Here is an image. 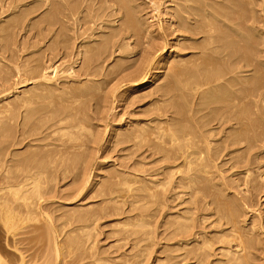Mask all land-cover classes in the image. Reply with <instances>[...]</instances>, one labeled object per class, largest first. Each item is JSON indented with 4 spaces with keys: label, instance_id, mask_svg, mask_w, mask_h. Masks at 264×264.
Masks as SVG:
<instances>
[{
    "label": "rangeland",
    "instance_id": "rangeland-1",
    "mask_svg": "<svg viewBox=\"0 0 264 264\" xmlns=\"http://www.w3.org/2000/svg\"><path fill=\"white\" fill-rule=\"evenodd\" d=\"M12 1L14 2V4H17L18 6L20 5L18 8H14V10L16 11L20 9H24V8L26 9L27 7H33V6L35 7L38 6V7L30 15L27 16L26 20L22 24H20V26L18 25V26L13 27V29L12 28L7 29L6 27L9 22L8 23L6 22L10 20L13 14V9L8 8L7 5L9 3L11 4ZM30 1L32 0H18V1L17 0H0V26H2L0 28V106L4 108L5 105H7V103L8 104L11 103L9 106L13 107L14 109L18 108L16 109L18 112V116L16 117V119L20 122L19 123L20 125H21L20 120L25 114H28L29 116L31 115L32 117L28 116L29 122L31 123L30 126L33 125L32 122H34V125L36 126L33 125L35 128V129L33 128L34 130L28 127L30 129V135L28 139L30 138L29 140H33L35 136L38 137L41 135L42 137L43 134H46L42 137L43 139L42 141L45 144L49 143L50 145L49 146L47 145L48 147L47 146L42 147L44 143L41 141V139H39L41 142L39 140L37 141V139L33 140V142L37 144V145L32 146L34 148L27 147V146L22 147L23 144L21 146L11 145L9 143L11 142L10 134L11 135L13 134V131L15 130L14 127L17 126L16 120L14 121L11 119V116H12V113H11L12 108H11L8 112H3V114L0 113V151H1L0 160L7 161L5 163L7 165L3 164L2 168H4V166L5 167L8 166L6 167L8 171H12L13 167H11L12 166L11 161L9 162V160H11L10 158L13 157L12 152L13 154H15L20 149L18 153H16V154H20L19 152L23 153L26 150L28 151V148H29V150L31 149L35 151V154H37L36 160L34 161L33 164H37L41 166L42 168H46V172L44 176L46 179L45 190L47 193H45L44 196L48 197L47 198L48 202L47 201L46 202L48 206H50L49 207L51 209L50 212L52 213L51 217H53L55 224L58 225V227H60L61 225L63 226L61 228V231L59 230L60 235H58V239H59L58 242H60L62 246L60 245L61 252L57 258L58 260L56 259L57 264H72L74 260H75L74 262L77 261L78 264H82L84 262L90 261V258H92L93 256L94 258L98 257V259L102 260L104 263H108L106 261H109L110 264H120V263L123 264L124 262H126V260L127 262L124 264H135V263L138 264L137 260L140 261V262L138 261L140 264H162V263L169 264L170 262L172 264H189L188 261L185 262V260L181 259L182 256H180L181 258L179 256L178 257L176 256L180 253H183V250L177 248V246L176 247L173 246L174 240L170 237V232L173 229H175V225H176L175 220H174L175 215L177 213H181V211L183 212V209H185L186 207L185 205L188 206V204L185 202H184L185 204L183 203L179 204L180 200L181 199L186 200L188 197L199 199L202 196V193H204L203 195L207 197L205 200H208L209 198H210L209 200L213 199L212 204L209 205L210 207L207 206L206 207L207 210H204V211L208 213L210 209H211L210 212L218 209V211L220 210L219 211L220 213L218 214L224 215V213H226L225 212L226 210H224L222 207L223 202L221 199L224 198L227 194L232 193L234 189L239 191L241 187L244 188L241 182L245 178V177L243 178L245 174L244 173L242 174V172L243 170L245 172L246 169H248L249 171V173L246 172L249 174L246 177L247 179L248 178L252 179L250 181H252L251 183H253L252 184L253 186L255 185L254 188L256 189V193L258 194L257 190L261 192L258 194L259 200H257L258 203L255 204L256 206L254 207L249 206L248 209L247 208L244 209L245 211L243 213H242L243 211V208H242V211H240L242 215L240 219L244 218L247 224V223H250L251 220H253V218L257 219L256 216L258 215L261 216V218H262V215L264 216V142H263L264 140L261 141L262 137L264 138V135H263L264 134V118H263L264 116H260V114H256V113L250 114L248 116V120L249 119L250 120L249 121L247 120L249 122L247 124V127L237 125L236 130H235L236 132L240 130L239 132H241L242 135L249 136V139H250L249 142H251L254 145H252L251 143L245 142L244 140H242L243 142L238 143V145L236 146V149L238 152L235 151L236 155L234 152L233 156L234 155L235 156L232 157V159L234 160L232 159H230V161L228 160L229 161V162L227 161L228 164H225V162L224 164L223 162H220L216 168H213V171L215 170L213 175L211 174L210 176H207V177L203 176L202 177L203 179L201 178V180L200 179L198 180L199 182L197 181L199 185L196 183L194 184V186L196 187L194 186L193 188L191 187L192 189L201 187L202 188V189L200 188L201 190L195 189L194 190L195 192H194L191 188L190 189L185 188V190L184 188L183 189L176 188V189H173V191L171 192L169 191L171 188L169 183L165 184V186L167 187L169 186V187L168 189H166L167 187H164V189H166V191L163 190L164 193H162L163 191H161V188L159 187H158L159 189L156 188V191L160 190L158 192L160 195L161 193L163 194L161 195L162 197L159 195L160 198L157 196L160 200V203L156 197H153L150 199L146 191H142V190L140 191L136 189V187L141 184L140 183L142 181L141 179L144 178L142 183H145L144 181H146V184H147L149 180H156L157 178L159 180L162 179L164 177V174L166 173L165 169H163L166 162L164 164V159L161 156L162 153L154 152L155 149L154 148L152 149V147L154 146L153 140L151 141V139L150 140L148 139L145 142H142V144H140L137 149L135 147L132 148V145L134 144L132 141H127L126 143L125 142L119 143V145H117L118 143L113 142V140L114 141L116 140V137L115 139L112 138L114 133L116 134V132L118 133L121 130L134 126L135 122L136 123L140 122V124L141 122H143L144 124H147L146 122H148L147 120H149L151 124L154 122L153 123L154 125L155 123H159L163 120L162 121L163 123L161 122L163 126L164 123L166 125V120H167L169 125L172 124L171 127L173 125H176V123L187 125V121L179 119L177 114H175L174 112L175 110L176 111L178 110V106H180L182 108V111H184V107H182L183 106L182 102H184L183 96L185 93V89L183 86L185 84V80L188 76L189 71H191L194 68V65L199 61V60L196 61V59H198V56L200 55V53L197 49L195 48L192 49V47L183 48V44H185L186 42H188L186 43L187 45L200 43L202 41L201 40L203 36L202 34L200 33H198L200 35L193 34L196 37L194 36L191 37L192 36L191 35L189 36L191 37L190 38L191 40L186 41V42L179 41V43H177L173 47L174 50L172 54L167 56V58L169 57L168 59L170 61V60H174L173 59V55H174V57L176 56L175 60H178L179 62L177 64L175 63V66L173 64L172 67H171V63L162 64V67L158 70L159 72L156 75L155 80L149 86H144L139 90L133 91L132 93L131 92L127 93L125 92V89H127L126 87H128L129 84L126 83V80H129L130 78L129 81H132L136 79L134 77H137V74L139 71V64L141 62L140 58L142 60V54H143L142 52L143 49L141 47H143L144 44L142 45V42L145 43L147 41V38L149 37L147 34H143L141 35V37L140 35L138 36L133 35V36H129L128 38H126L127 40L124 39L122 42H128L130 46L122 50L125 52L123 53V52H120L119 50L117 51L115 47L110 46V43H108L107 44L108 46L106 45V47L103 46L105 45V42L110 38V36H108L107 34L104 37H106V39L107 37L109 38L104 42L102 41V39L98 38L97 34H99L100 30H103V29L98 30L99 32L97 34L92 35L91 37L89 36L92 32L91 31L92 23L90 19L92 18V15H94V12L95 11L98 12V9H100L98 13L99 15L101 14V18L103 17L104 19L103 15L105 14V11L106 13H108L112 8H114L112 3L109 5V2H108L105 5V3L98 2L96 0H88V2L87 0H41V1L38 0V2H35V3L31 2L32 3L31 4L29 3ZM151 1H154V0H136V1L134 0L133 2L135 7H137L136 9L138 10V12L136 9H135L136 11L135 10L132 11V17L135 15L133 18L135 20L137 19L138 22L139 20L140 22H142L140 24H141V27L143 26L144 30L146 29L145 26H148L149 24H153L154 26H156V24L159 23L161 19L163 23H165L166 19H169V21L171 20L173 21L174 19L176 20V18L173 15H175L176 12H178V11H174L175 9H177V6H175V4L172 1L168 0L166 2H163V0H160V1L155 0V2L157 1V3L160 2L159 9H153L151 6L152 5ZM11 6H13V4H11ZM68 8H70V10ZM73 14L75 15L74 17H73ZM153 15L155 16L153 17ZM157 16L159 20L157 19ZM144 23L145 25H143ZM115 24L116 25L120 24V21L117 20ZM109 30L110 29L105 28L103 31L109 32ZM172 36H169L170 40ZM195 38H198V39L200 38V39L197 40ZM53 43L54 45L52 46ZM81 45L83 46V48ZM88 45H93V46L95 45V47L99 46L98 48L99 50L97 52L96 58L93 60V63L86 62V58L84 57L85 56V53H83L85 49L84 47ZM102 46L104 48H102ZM126 51H128L129 54H127ZM84 62L86 64H84ZM34 66L37 72L42 71L48 77L51 78L50 84L53 86V88H57V87L58 88L57 90L55 89L56 92L54 90L53 92L54 95L52 93L51 96L48 97L50 100H52L51 102L49 101L47 97H45V99L44 98H36V99L33 98L32 102L30 103V107L29 105H27V107L30 108V112H29V109L26 108L25 106H23L19 110V107L21 106H19V104L15 101L18 99H21V97L26 98L27 93L25 92H28V97H29L30 96L29 94L35 91V89L31 87V86H34L35 83L34 81L29 80V81H26V82L24 81L22 83H18L17 85H14L13 82L23 81V77H24L22 76L23 71L24 70L28 71L29 69L31 70ZM90 70L93 71L92 74L90 73L88 74V71ZM131 77L133 78L131 79ZM35 82L36 83L40 82V79H38V81L35 80ZM80 83L82 85H80ZM95 87H97L98 90L97 88L94 89ZM27 88H30V89H27ZM154 88L159 90V91H156L157 92L155 93L156 95L147 94L149 99L145 97L146 96L145 94L149 93L150 90L152 89H153L152 91H154ZM36 91L38 92V90ZM180 92L181 93L183 92L182 94L183 96H180L181 95ZM124 93H125V97H124ZM157 94L160 96H158ZM16 95L17 96L20 95L18 96V99ZM142 96L144 97L142 98ZM149 96L150 97L153 96L151 98L153 101L150 99ZM46 98L48 99V101ZM134 98L135 99L138 98V101L137 99L134 100ZM140 98L142 99L140 100ZM34 99H35V102H34ZM73 99H76V102ZM112 99L114 102V106L112 105L113 104ZM180 100H182V102ZM255 100L257 101V105L261 104L264 106L263 104L264 101H260L259 99H255ZM47 102H50L49 105ZM32 104H33V107H31ZM170 104L172 108L170 107ZM175 104H178V105L176 106ZM41 106L42 107L45 106L46 108H42ZM162 107H163V110H165L166 112L162 110ZM25 108L28 109V113L23 111V110H26ZM35 108L37 111H35ZM43 109H45V111ZM172 110H173V114H171ZM33 111H35V113ZM39 111H42V112H39ZM37 112H39L38 115H37ZM157 115H160L158 116L160 117V119L157 118ZM64 117H65V120L61 121L58 124V127H61V126L63 127L71 123L72 124L76 123L77 121H82L84 122L83 123L84 125L86 123V125L90 126L91 130L93 128L94 132L93 130L92 132L94 134L97 133L95 134V138L96 137L98 138V135L101 136L100 138L96 139V140H99L98 142L100 143L98 144L90 143L88 139H86L87 134L84 130L78 131L77 129L75 130L76 131L75 132L73 129L71 130L72 134L74 135L83 134V135L80 136V138L74 143V144L76 143L78 144L74 145L73 148H68L67 146L73 142L72 140H69V142L66 141L68 139V136H67L68 134L66 136L62 132H56L52 134L50 132L52 129L48 128L46 130L44 126L46 125V127H48L53 122V120H56L57 118L64 119ZM34 118L36 121L34 120ZM162 118H164L165 120ZM175 118L176 120H180V121H176ZM38 120H40L41 122H39ZM183 121L185 122L183 123ZM150 123L149 125H151ZM20 125L16 127V129L17 128L20 129ZM239 127L240 128L242 127V128L240 129ZM37 128H38V131H37ZM237 128H239V130H237ZM116 129L118 131H116ZM108 138L110 140H108ZM257 139H259L260 141L259 140L257 141ZM64 141L65 143L67 142L66 145L62 144L61 146L60 144L59 146V143H64ZM83 141H84V145L82 149L80 144L83 143ZM33 142L31 141L30 143H32L33 145L34 144ZM260 142L262 143V146ZM248 144H250L251 146L250 148ZM77 145L78 147L79 146L80 147L79 148L75 147ZM147 145L149 149L147 148ZM91 146H92V149H91ZM16 147H20V148L16 150L15 149ZM57 147L60 149H58ZM22 148L26 150L23 151ZM133 149H136V151L135 150L133 151ZM47 152H49L48 156H46ZM64 152L65 154H63ZM128 152L130 153L128 154ZM55 153H57V156H56L57 158L53 157L55 156ZM85 154H89V156L91 154L92 158L91 157L90 158L92 160L90 158L89 160H90L91 166L93 167H91L92 171H91V176H89L90 178L88 182V188L83 192L82 195L76 196V192H74V187L76 186L75 184H77L78 180H80L83 177L81 175L82 173L79 174L80 173L79 171H82L80 168L81 167L80 159L84 157ZM247 155L251 163L249 161L241 162V160H239L242 157L247 156ZM52 157H53L52 160H54L52 162L53 164H48V161H50ZM251 157L252 159L250 160ZM47 159L49 160L47 161ZM137 161L140 163V165L136 164ZM234 164H238V165L235 166ZM239 164L241 165L239 166ZM246 164H248V167ZM245 166L246 168H244ZM64 167H67V168L65 169ZM239 167L240 168L242 167L241 170ZM2 168L0 169L1 170L0 175L2 173ZM55 168L57 171H55ZM60 170L62 171L65 170V171L62 172ZM221 170H223V172ZM239 171L240 172L242 171V172L239 173ZM60 172L64 174L62 175ZM116 172H118L119 174ZM123 172L125 174H122ZM115 174L117 176H114ZM126 174L130 176H126ZM124 175H125V178L127 177L128 178L124 179ZM210 177L212 178V180H210L211 179ZM221 178L224 180H222ZM124 180H126L129 184L126 183V181ZM131 180L133 182H131ZM220 182L221 183L224 182L227 184V189H225L227 192L226 191L223 192L221 191V189H217V187H212L213 184L215 185L221 184ZM124 183L127 185H130V184L132 185V186L130 185V187L132 188L131 192H128L126 190V185ZM149 183H148V186H151L152 184L151 183L149 184ZM229 183L231 186H229ZM236 183L240 184L241 187H238V186L236 187L237 185ZM209 185L211 186L212 189L210 188ZM233 187H234L233 190H229V189H232ZM212 190H214V192L216 193H214ZM216 190H219L220 193L219 191L217 192ZM183 191L184 193L182 194ZM185 191L186 192L191 191V193L185 194ZM209 191L211 192L209 193ZM109 193H110V196H108L107 198V195ZM173 193L174 194L177 193L180 200L178 198L175 199V197L177 196H175ZM129 194H131L132 197H129L131 196ZM257 194H255L256 198L258 196ZM136 195H138L137 199H136ZM144 195L145 196L147 195V197H145ZM218 197H219V200H218ZM104 198L105 199L107 198L108 200L105 201ZM130 200L132 201L130 202ZM137 200L139 203L135 202V203H138L135 205L133 201H137ZM162 202L165 204H163ZM213 205L216 207H213ZM141 207H143V209ZM250 208L252 210H250ZM221 211H223V213H221ZM83 213L87 217L90 215L91 216L90 218H92V220L94 219L93 227L86 229L88 232H90V236L88 240L86 241L83 240L82 238L86 230L85 229L82 230V229L74 227L75 225L79 226V225H82V223L83 224L87 223V222L85 223L80 220H76L77 215L80 216ZM138 213L149 214L147 217L144 216L145 217L144 219L148 222L150 221L151 226H142L141 224H139L136 220L137 218L135 217ZM150 214H152V216ZM216 216L217 215L215 216L213 215V217H211L210 220L216 219L217 218ZM259 216L258 218H260ZM172 221H174L173 222L174 225L172 224ZM263 221H264V218H263ZM262 226L264 227V223L262 224ZM26 229L27 228H24L23 230L25 231ZM213 229L214 227L212 225L211 227H208L205 230L211 231ZM133 230L134 232H131ZM17 231L19 232L18 234H16L17 238H15V236L13 237L10 233L6 235L7 238H4L5 234L0 228V243H1L0 248L2 245L5 246L4 249H7L9 251L7 252V254L9 253L8 255L17 254L22 251L21 253L26 257L25 259L27 260H30L32 255H35L34 256L35 258L36 256L37 257L40 256L39 257L40 260L39 261L36 260V263L38 262L39 264H41L44 261L43 258H44V255H46L45 252L47 251L48 253L47 261L48 262L46 264H50V263L55 264L56 260L54 258V253L51 248L47 235H45L46 236V242H45V236L43 238L42 234H41L42 237L39 236L40 232L37 233V231H41V230L35 229L34 232H32L33 230H31L28 234L21 233L22 232L21 229L20 230L17 229ZM45 231L47 234L48 229H46ZM148 231L150 235L149 233H147ZM131 233L133 234L131 235ZM210 234L214 236L213 232L209 233V235ZM24 236H28V238L27 240L23 241L22 237ZM11 237H13L14 241L12 240ZM262 237H264L263 234H262ZM14 238L16 240L17 239L19 240L16 241ZM261 241H260L261 244H259L258 246L259 248L254 250L256 253L253 251L254 255L250 254L251 264H264V257H263L264 256V250H263L264 240H261ZM213 243L215 244L214 241ZM213 243H212V248H216L218 244L214 245ZM7 244L10 245V247L9 246L7 247ZM13 244L16 245L17 247V251L16 249L14 250L16 253H14L13 251L14 249L12 248ZM88 245H90L91 248L89 249L86 248ZM3 246L1 248L2 250H3ZM177 251H179L180 253L173 254L174 252H177ZM5 253L0 252V254L2 255L1 257L7 260L9 256L8 255L6 256ZM89 254L92 257H89ZM82 258L84 259L82 260ZM173 259H174V262H172ZM40 261L42 262L40 263ZM182 261H184V263Z\"/></svg>",
    "mask_w": 264,
    "mask_h": 264
},
{
    "label": "bare ground",
    "instance_id": "bare-ground-1",
    "mask_svg": "<svg viewBox=\"0 0 264 264\" xmlns=\"http://www.w3.org/2000/svg\"><path fill=\"white\" fill-rule=\"evenodd\" d=\"M96 1L105 3V5H106V3L109 2V5L112 3L114 6V8H112V6H111L112 9L109 12L107 11L108 13H106V11H105V14L103 15L104 19H103V17L101 18V14L99 15V13H98L100 9H98V12L95 11L94 15H92V18L90 19L91 23H92V28H91L92 32H91V34L88 33V34H90L89 35L90 37L92 35L97 34L99 32L98 30H100V29H103V30L105 28L110 29L109 32H107L108 30L106 32L103 30H100L99 34H97L98 38L102 39L103 42L109 38V37H107V39H106V37H104L106 34L108 36H110V38L105 42V45H103L104 47H106V45L108 43H110V46L115 47L117 49V51L119 50L120 52L125 53L122 50L128 48V46H130V45L128 42H122L124 39L128 38L129 36H133V35H137V36L140 35V37H141V35L147 34L149 36L145 43L142 42V45L144 44L143 47H141L143 49L142 60L140 58L141 62H140V64L138 63L139 64V71H138L137 77L133 76L136 79L129 81L130 78L128 77L129 80H126V83L129 84V86L126 87L127 89H125V92H127V93H129V92L132 93L133 91L139 90L144 86H149L155 80V77L159 72L158 70L162 67V64L171 63V67L173 66V64L175 66V63L177 64L179 62L178 60H175L176 56L174 57V55H173L174 60H170V61L168 59L169 57L167 58V56L172 54V52L174 50L173 47L177 43H179V41H185V42L189 41V40H191L190 39L191 37H193V36L196 37L193 34L200 33L203 35L201 38L202 41L200 43L194 42L195 44H192L193 43L192 42L191 43L192 45H187L186 43H188V42H186L185 44H183V48L184 47H190V48L192 47V49L195 48L200 53V55L198 56V59H196V61H198V60L199 61L194 65V68L191 71H189L188 76L186 78V80L188 79L187 82L185 80V84L183 83L184 84L183 87L185 89L184 96L182 95L183 92L182 93L180 92V94H181L180 96H183V98H184L183 99L184 102H182V100H180L183 103L182 107H184V111H182V108L180 106H178L177 111L173 108L175 110L174 113L177 114L179 119L187 121V125H183L181 123L180 124L176 123V125H173L171 127L172 124L169 125L167 120H166V125L164 123L163 126L161 124V122L163 120L161 122H159L160 121L159 120L158 121L159 123H155L154 125H153L154 122L151 124L149 122V120H147V121L151 125H149V123L146 121H144V122H146L147 124H144L143 122H141V124H140V122L137 121L138 123L135 122L134 126L127 128V129H124V130H121L118 133L116 132V134L114 133V135L112 134L113 135L112 138L115 139V137H116V140L115 141L113 140V142L118 143L117 145H119V143H123V142L126 143L127 141H132L134 143L132 145V148L135 147L136 149L139 147L140 144H142V142H145L148 139L149 140L151 139V141L153 140L154 146L152 147V149L153 148L155 149L154 152H161L162 153L161 156L164 159V164L166 162V164L163 168V169H165L166 173L165 174L163 173L164 177L160 180L158 178H157L158 180L157 179L156 180H149V182L152 184L151 186H148V183H149L148 181H147L148 182L147 184H146V181H144L145 183H142L144 178L141 179L142 180L140 182L141 184L139 183L140 185L137 186L136 189L140 190V191L141 190L146 191L150 199L153 197H156L160 203V200H159L160 194L158 193L160 190L156 191V188L157 189L161 188V191H163V190L166 191V189H168V187H169V186L168 187L165 186V184H167V183H169V185L171 187L169 190L171 192L173 191V189H176V188H179V189L184 188V190H185V188H187V189H190L191 187L193 188L194 184H196L199 179L201 180V178L203 176L207 177V176H210L211 174L213 175V173L215 171V170L213 171V168H216L220 162H223V164H224V162H225V164H228L227 161L228 160L230 161V159H232V157H234L236 155V152H238L236 149V146L238 145V143L243 142L242 140H244L245 142L251 143V142H249V140H250L249 136L242 135V133L239 132L240 127L237 128V130H239L238 132H236L235 130H236L237 125L247 127V124L249 123L248 121L250 120V119L248 120V116L252 113H256V114H260V116H264V106L261 104L257 105V101L255 100V99H259L260 101H264V0H169V1H172L175 4V6H177L178 10L175 9L174 11H178V12H176V14L173 15L176 18V20L174 19L173 21L172 20L169 21V19H166L165 23H163L162 19H161L160 20L161 23H160V21L157 24L154 23V24H156V26H154L153 24H149V25L147 24L148 26H145L146 27L145 30L143 29V26L141 27L140 23H142V22H140V20L138 22L137 19L135 20L133 18L135 15L132 17V11H134L137 8V7H135V5L133 3L134 0H96ZM166 1H168V0H163V2H166ZM12 2H11V4H13V6H11L10 3L7 5L8 8L13 9L12 17L10 18V20H8L6 22V23L9 22L7 27H6L7 29L8 28L13 29V27L18 26V25L20 26V24H22L26 20L27 16L30 15L38 7V6L37 7L33 6V7H27L26 9L25 8L24 9L19 8L20 10L16 11V10H14V8H18L20 5L18 6L17 4H14V2L13 3ZM31 2L35 3V2H38V0H32L29 3H31ZM87 2H88V0H87ZM151 4H152L151 6L153 9H159V7H160L159 6L160 2L157 3V1L155 2V0L151 1ZM65 5H67V4H65ZM68 9L70 10V8H68ZM73 12H75V11H73ZM137 12H138V10H137ZM74 16L75 15L73 14V17ZM154 16L155 15H153V17ZM157 19L159 20L158 16H157ZM117 20L120 21V24H118V25L115 24V22H117ZM143 25H145V23ZM5 26H6V24H5ZM1 27L2 26H0V28ZM175 32H177V33H175ZM180 32H182V33H180ZM200 34H198V35H200ZM99 35H100V37H99ZM172 35H174V36H172ZM169 36H172V38L170 37L171 40L169 39ZM189 36H191V37H189ZM143 38H144V36H143ZM195 39L199 40L200 38L199 39L195 38ZM53 45H54V43L52 44V46ZM138 45H139V43H138ZM103 46H102V48H104ZM51 48H53V47H51ZM82 48H83V46H82ZM84 48L85 49H84L83 53H85L84 57L86 58V62L93 63V60L96 58L97 52L99 50L98 49L99 46L95 47V45L94 46L88 45V46H85ZM126 52H127V54H129L128 51H126ZM182 56H184V55H182ZM84 64H86V63L84 62ZM88 65H89V63H88ZM137 68H138V66H137ZM24 71H23V75H22V76H24L23 81H15V82H13L14 85H17L18 83H22L24 81L26 82V81L32 80V81H34L35 84H34V86H31V87H33L35 89V91H33L32 93L29 92L30 93L29 97H28V92H25V93H27L26 98L21 97V99H18V96H20V95H18V96L16 95L18 100H16L15 102H17L19 104V106H21V107H19V110H20V108L25 106L26 108L29 109V112H30L29 107H30V103L32 102L33 98H35V99L36 98H44L45 99V97L48 98L49 96H51V94L54 92L55 89L57 90L58 87L53 88V86L50 84L51 78L48 77L44 72L41 71L42 72L41 73L39 71V69H38L39 72H37L35 66L31 70L29 69L28 71H26V70H24ZM89 73L92 74L93 71L90 70V71H88V74ZM133 74H135V73H133ZM133 77H131V79ZM38 79H40V82L36 83L35 80L38 81ZM80 85H82V84L80 83ZM96 88L97 87H95L94 89H96ZM27 89H30V88H27ZM88 89H89V87H88ZM36 90H38V92ZM56 90H55V92H56ZM97 90H98V88H97ZM152 90H150L149 93L145 92L146 96L143 93L142 94L148 98L147 94L153 95V94L157 93L156 91H159L155 88H154V91H152ZM178 91H180V90H178ZM160 94H161V92H160ZM53 95H54V93H53ZM144 96H142V98ZM158 96H160V95H158ZM180 96H178V97H180ZM124 97H125V93H124ZM152 97H150V99ZM142 98H140V100ZM35 99H34V102H35ZM48 99H47V101H48ZM136 99L138 101V98H136ZM136 99L134 98V100H136ZM180 99H182V98H180ZM73 100L76 102V99H73ZM49 101L51 102L52 100L49 99ZM50 102H47L48 105ZM112 102H113V99H112ZM261 103H263V102H261ZM10 104L7 103V105H5L4 108L0 106L1 107L0 113L3 114V112H8L12 108L11 119L14 121L16 120V125H17L16 127H18L20 125L19 124L20 122L16 119V117L18 116V112L16 109H18V108L14 109L13 107L9 106ZM43 104H42V106H43ZM27 105H29V107H27ZM112 105L114 106V102ZM175 105L177 106L178 104H175ZM31 107H33V104ZM170 107H171V104H170ZM42 108H46V107L44 106ZM28 109L23 110V111L28 113ZM37 109H39V108H37ZM43 110L45 111V109H43ZM162 110H163V107H162ZM35 111H37L36 108H35ZM35 111H33V112L35 113ZM163 111H165V110H163ZM39 112H42V111H39ZM39 112H37V115L39 114ZM31 114H32V112H31ZM171 114H173V110H172ZM28 116H29L28 114H25L22 117V119L20 120L21 121L20 129L19 128L16 129V127H14L15 130L14 131L12 130L13 134L12 135L10 134L11 142H9L11 145H13V146L20 145L21 146L23 144L22 147H24V146L32 147L34 145H37L33 142L34 139L35 140L37 139V141L39 139H41V141H42L43 140L42 137L44 135H46V134H43L41 137V135L39 134L40 136H38V137L35 136V138L33 140H29L30 138L28 139V137L30 135V129H33L34 126H36V125H34V122H32V121L31 122L34 126L33 125H32L33 127L30 126L31 123L29 122L28 118L31 115L29 117ZM34 116H35V114H34ZM158 116H160V115H157V118L160 119V117H158ZM162 119H164V118H162ZM32 120H33V118H32ZM34 120H35V118H34ZM40 120H38V121L41 122ZM63 120H65V117H64V119L57 118L56 120H53V122L48 127H46V125H44V126H45L46 130L48 128L49 129L51 128L52 130L50 132L52 134L56 133V132H62L63 134H65V136L68 134L67 135L68 139L66 141L67 142H69V140L73 141L72 143H70V145L67 146L68 148H73L74 145L78 144V143H76V144H74V143L80 138V136L83 135V134L77 135L75 133L76 132L75 130H77V129H78V131L84 130L86 132V134H87L86 139H88V141L90 143H92V144L93 143L94 144L100 143V142H98L99 140H96V139L100 138L101 136L98 135V138L97 137L95 138V134H97V133L94 134L93 128H92V130H93V132H92V130L90 129V126L86 125V123L84 125L83 124L84 122L77 121L76 123H73V124L71 123L67 126L58 127V124ZM175 120H176V118H175ZM51 121H52V119H51ZM176 121H180V120H176ZM45 122H47V121H45ZM184 122L185 121H183V123ZM142 123H143V125H142ZM89 125H91V124H89ZM249 127H250V125H249ZM11 128H10V130H11ZM38 128H37V131H38ZM45 129H43V130H45ZM73 129H74V131H75L74 133L76 135L71 133V130H73ZM116 131H118V130L116 129ZM61 136H62V134H61ZM110 136H111V134H110ZM259 138H260V136H259ZM45 140H46V138H45ZM108 140H110V139L108 138ZM258 140L259 139H257V141ZM263 140H264V138L262 137L261 141H263ZM31 141L34 143L33 145H32V143H30ZM37 141H35V142H37ZM66 143H65V141H64V143H59V146H60V144H61V146H62V144L66 145ZM148 143H150V142H148ZM47 145L49 146L50 144L44 143L42 145V147H46ZM80 145H81V148L83 149L84 141ZM252 145H254V144H252ZM120 146H121V144H120ZM248 146H249V148L251 147L250 144H248ZM261 146H262V143H261ZM35 147H37V146H35ZM75 147H78V145ZM85 147H87V146H85ZM94 147H95V145H94ZM18 148H20V147H16L15 149L17 150ZM32 148H34V147H32ZM147 148H148V145H147ZM58 149H60V148H58ZM91 149H92V146H91ZM136 149H133V151L134 150L136 151ZM24 150H26V149H23V151ZM18 151L16 153H18ZM70 152H72V151H70ZM234 152H235V155L233 156ZM16 153L13 154V152H12L13 157L10 158L11 160H9V162L11 161V165H12L11 167H13L12 171H8V169L6 168L8 166H6V167L4 166V168H2L3 164H5L7 161L6 160L5 161L0 160V169L2 168V173L0 175V228L2 229L3 233L5 234L4 238H7L6 235L9 233L13 237L15 236V238H17L16 234L19 233L17 231V229H19V230L21 229L22 232L21 231L20 232L23 234H26V233L28 234L31 230H33L32 232H34L35 229L41 230V231H37V233L40 232L39 236H41V234H42L43 238L45 235L48 236L51 248H52L53 253H54V258L56 260L59 256L60 252H61L60 251L61 243L58 242V240H59L58 235H60L59 230L61 231V228L63 226L61 225L60 227H58V225L55 224L53 217H51L52 213L50 212L51 211V209L49 208L50 206H48V204H47V202H48L47 198L48 197L44 196L45 193H47L45 190L46 179L44 176L45 172H46V168H42L41 166H39L37 164H33L34 161L36 160V155H37V154H35V151H33L31 149L29 150V148H28V151L26 150L23 153L19 152L20 154H16ZM89 153H90V151H89ZM129 153L130 152H128V154ZM48 154H49V152L46 153V156H48ZM63 154H65V152ZM63 154H61V155H63ZM44 155H42V156H44ZM50 155H51V153H50ZM56 156H57V153H55V156H53V157H56ZM53 157L51 158L50 161H48L49 159H47L48 164H53L52 163L54 161V160H52ZM58 157H60V156H58ZM90 157L92 158L91 154H90V156H89V154H85L84 157H82L80 159V166H81L80 168L82 171H79L80 172L79 174L82 173L81 175L83 177L80 180H78L77 184H75L76 186L74 185L75 186L74 192H76V196L82 195L83 192L88 188V182H89V178H90L89 176H91V171H92L91 167H93V166H91V163L89 160ZM237 158H238V156H237ZM251 159H252V157L250 158V160ZM232 160H234V159H232ZM239 160H241V162H246V161H249V157L247 155V156L242 157ZM137 162H136V164L140 165V163L139 162L137 163ZM235 162H237V161H235ZM252 162H254V161H252ZM230 164H231V162H230ZM5 165H7V164H5ZM234 165L236 166L238 164H234ZM240 165L241 164H239V166ZM246 165L248 167V164H246ZM11 167H9V168H11ZM161 167H163V166H161ZM64 168L66 169L67 167H64ZM237 168H238V166H237ZM241 168H240V170H241ZM244 168H246V166ZM258 169H259V167H258ZM55 171H57L56 168H55ZM60 171H62V170H60ZM64 171L65 170H63L62 172H64ZM221 171L223 172V170H221ZM241 172L239 171V173H241ZM246 172L249 173L248 169H246L245 172H244V170L242 172V174L243 173L245 174V176H243V178L244 177L245 178L241 182L243 184L242 186H244V188H242L240 186V184L236 183L237 184V185L235 184L236 187L237 186L241 187L239 191L234 189V187H233L232 189H229V190L234 189V191H232V193L227 194L225 197L222 195L224 197L221 199L223 202L222 207L224 210H226L225 211L226 213H224V215L221 214L222 216L220 214H218V213H220L219 212L220 210L218 211V209L215 211H212V212H210L211 211V209H210V211L208 210L209 211L208 213L206 211H204V210H207L206 207L207 206L210 207L209 205H211L213 202L212 201L213 199L209 200L210 198L208 200H205L207 197H205V195H203L204 193H202L201 197L199 196L200 197L199 199H194V198L188 197V196H190V195H188L187 196L188 198L186 200H182V199L180 200L177 193H175V194L173 193L175 196H177V197L174 196L175 199L178 198L180 200L179 204H181V203H183V204L187 203L188 204V206L185 205L186 207H185V209H183V212L180 209L181 213H177L174 217L176 225H175V229H173L170 232V237L174 240L173 246H175V247L177 246V248L182 249L183 253H180L179 251H177V252H174L173 254L180 253L176 256L177 257L182 256V258L181 257L180 258L182 260H185V262L188 261L189 264H251L250 254H253L255 252L254 250L259 248L258 246H259V244H261L260 241L264 240V237H262V234L264 235V233H263L264 227L262 226V224L264 223V221H263L264 216L262 215V218H261V216L258 215L260 218H258V216H256L257 219L253 218V220H251V222L247 223V224H246V220L244 218L240 219V217L242 216L241 212H240V211H242V208H243V211H242V213H243L245 211L244 209H246V208L248 209L249 206L250 207L256 206L255 204L258 203L257 200H259L258 194L261 192V191L259 192L257 190L258 194L256 193V189L254 188L255 185L254 186L252 185L253 183H251L252 181H250L252 179H249V178L247 179L246 176L249 174ZM116 173H118V172H116ZM122 174H125V173L123 172ZM114 176H117V175L115 174ZM126 176H130V175L126 174ZM127 178H125V175H124V179H127ZM134 178H136V177H134ZM210 180H212V178ZM222 180H224V179H222ZM48 181H50V180H48ZM124 181H126V180H124ZM131 182H133V181L131 180ZM134 182H135V180H134ZM126 183H128V182L126 181ZM222 183H224V182H222ZM222 183L216 184V185L213 184L212 187H217V189H221V191L224 192V191H226L225 189H227V184L226 183L222 184ZM211 184H212V182H211ZM125 185H126V190L128 192H131L132 191V188L130 187L131 184L130 185L125 184ZM229 186H231L230 183H229ZM164 187H167V188L164 189ZM194 187H196V186H194ZM123 188H124V186H123ZM200 188H195V189H200ZM210 188H211V186H210ZM229 188H231V187H229ZM195 189H192V190L194 191ZM214 189H216V188H214ZM44 190H45V192H44ZM140 191H138V192H140ZM212 191L214 192V190H212ZM216 191L218 192L219 190H216ZM210 192L211 191H209V193ZM162 193H164V191ZM162 193H161V195H163ZM183 193H184V191L182 192V194ZM187 193H191V191H188V192L185 191V194H187ZM214 193H216V192H214ZM219 193H220V191H219ZM255 194L258 195L257 198H256ZM129 195H131V194H129ZM212 195H214V194H212ZM108 196H110V193L107 195V198H108ZM137 196L138 195H136V199H137ZM129 197H132V195ZM145 197H147V195ZM215 197H216V195H215ZM107 198L106 199L104 198L105 201L108 200ZM65 199H67V198H65ZM131 199H133V198H131ZM175 199H174V201H175ZM163 200H165V199H163ZM218 200H219V197H218ZM131 201L132 200H130V202ZM141 201H142V199H141ZM260 201H261V199H260ZM133 202L135 205L139 203L138 200L133 201ZM135 202H138V203H135ZM153 202H155V201H153ZM108 203H109V201H108ZM131 204H133V203H131ZM163 204H165V203H163ZM216 206H217V204H216ZM216 206L213 205V207H216ZM218 206H220V205H218ZM213 207H211V208H213ZM141 208L143 209V207H141ZM214 209H216V208H214ZM250 210H252V209L250 208ZM223 211H221V213H223ZM254 211H255V209H254ZM256 213H257V211H256ZM259 214H261V213H259ZM148 215L149 214H147V213L146 214L145 213L144 214L138 213L135 216L137 219L136 218L135 219L142 226H151L150 221L148 222L144 219ZM150 215L152 216V214H150ZM213 215L214 216L217 215L216 216L217 218L214 217L216 219L210 220V218L213 217ZM90 217H91L90 215L87 217L84 213L81 214L80 216L77 215L76 220H80V221H83L85 223L87 222V223L86 224L82 223V225H79V226L75 225L74 227L82 229V230H84V229L86 230L87 228L93 227V224H94L93 220L94 219L92 220V218H90ZM173 222L174 221H172V224H173ZM139 224H137V225H139ZM212 225L214 227L213 230H211V231L205 230L206 228L211 227ZM22 228L23 229L27 228V229L24 231ZM46 229H48L47 234L45 231ZM73 231H74V229H73ZM131 232H134V230ZM212 232H213L214 236H212V234L209 235V233H212ZM147 233H149V231ZM132 234L133 233H131V235ZM149 235H150V233H149ZM89 236H90V232H88L86 230V232H85V234H83L82 238H83V240L86 241V240H88ZM13 237H11L12 240H13ZM27 238H28V236H24V237H22V240L23 241L27 240ZM29 239H30V237H29ZM17 240H19V239H17ZM213 241L215 242V244L213 243ZM45 242H46V236H45ZM212 243L214 245L218 244L217 247L212 248ZM0 245H1V243H0ZM48 245H49V243H48ZM2 246H1V248H2ZM8 246L10 247V245L7 244V247ZM4 247L5 246H3V250L0 248V252H4V253L6 252L5 254L7 256L9 254V253L7 254V252H9V251L7 249H4ZM12 248H14L13 251L15 249L17 251L16 245L13 244ZM86 248L89 249L91 247H90V245H88ZM21 252H19L17 254H13V255H11V254L8 255L9 257L7 260L3 259L1 257L2 255L0 254V264H39L38 262L36 263V260L39 261L40 256H38V257L36 256V258H37L36 259L34 257L35 255H32L33 257L31 256L30 260H27V259H25L26 257ZM14 253H16V252L14 251ZM45 253H46V255L48 254L47 251ZM46 255H44V258H43L44 261L42 260L44 263L42 261H40V263L42 262L41 264H46L48 262L47 261L48 255H47V257H46ZM86 256H88V255H86ZM89 257H92V256L89 254ZM83 259L84 258H82V260ZM57 260L55 261V264H57L56 263ZM31 261H32V263H31ZM74 261L72 262V264H78L77 261L76 262H74ZM138 261L139 260H137V263L140 264L139 263L140 261L139 262ZM50 262H52V261H50ZM106 262L109 263V261H106ZM126 262H127V260H126ZM126 262H124V263H126ZM172 262H174V259ZM182 262L184 263V261H182ZM108 263H104L102 260H99L98 257L94 258V256H93L92 258H90V261L84 262L82 264H108ZM50 264H52V263H50Z\"/></svg>",
    "mask_w": 264,
    "mask_h": 264
}]
</instances>
